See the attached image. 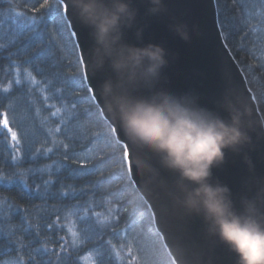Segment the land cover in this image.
Returning a JSON list of instances; mask_svg holds the SVG:
<instances>
[{
    "label": "trees",
    "instance_id": "1",
    "mask_svg": "<svg viewBox=\"0 0 264 264\" xmlns=\"http://www.w3.org/2000/svg\"><path fill=\"white\" fill-rule=\"evenodd\" d=\"M41 3L0 0V113L20 139L14 162L0 125V174L28 172L31 188L0 187V264H171L145 201L119 179L113 161L122 145L114 157L96 138L98 123L105 132L109 124L87 84L77 92L65 82L83 72L79 52L70 55L56 25L41 22L45 10L33 11ZM217 9L264 119V8L257 0H219Z\"/></svg>",
    "mask_w": 264,
    "mask_h": 264
},
{
    "label": "clouds",
    "instance_id": "2",
    "mask_svg": "<svg viewBox=\"0 0 264 264\" xmlns=\"http://www.w3.org/2000/svg\"><path fill=\"white\" fill-rule=\"evenodd\" d=\"M68 3L79 23L90 30V70L94 75L106 68L111 73L99 92L106 112L135 149L133 163L146 192L159 191L172 211L200 217L206 234L226 245L236 264H264V184L254 197L241 198L237 210L230 188L213 180V169L224 164L226 152L240 154L253 143L250 133L256 126L247 106L222 99L219 108L228 114L225 119L201 107L192 95L157 89L169 53L159 44L137 46L144 27L138 26L133 0ZM144 3L147 17L167 11L165 0ZM131 30L137 44L125 39ZM169 30L184 43L190 41L187 25L172 23ZM141 90L149 94L141 95ZM258 134L264 135V122ZM244 163L251 171L247 156ZM162 170L175 177L173 183L161 178Z\"/></svg>",
    "mask_w": 264,
    "mask_h": 264
},
{
    "label": "water",
    "instance_id": "3",
    "mask_svg": "<svg viewBox=\"0 0 264 264\" xmlns=\"http://www.w3.org/2000/svg\"><path fill=\"white\" fill-rule=\"evenodd\" d=\"M134 7L139 11L138 26L144 27L143 40L137 44L134 30L125 33L128 43L143 46L149 43L162 45L169 53V64L163 70L161 79L156 85L174 95H192L201 107L219 112L227 119L228 114L219 108L222 99H231L247 106L251 112V120L256 131L250 133L252 145L240 154L226 152L225 162L213 169V180L227 185L237 210H240L241 198H252L258 187L264 184V135H259V125L264 122L258 103L250 89L246 76L229 49L224 36L214 26L216 4L209 0H165L166 13L159 17L145 16L147 5L144 0H133ZM172 23L187 25L190 41L184 43L178 36L169 30ZM89 29L81 25L80 37L87 51V63L82 65L83 72L89 77L92 86V98L104 112L103 118L118 128L115 137L120 139L121 145L129 143L123 131L115 124L112 117L104 108V100L100 95L99 87L104 79L111 75L106 68L104 72L95 75L89 67L92 40ZM79 55L82 54L78 49ZM87 84V82H86ZM88 86V85H87ZM141 95H148L147 90H141ZM133 158L135 149L131 146ZM247 156L253 165L250 171L244 163ZM152 163L156 165L155 159ZM158 166V165H157ZM170 183L175 177L168 173ZM162 178V177H161ZM139 185L136 190L156 210V220L153 221L156 231L161 236L163 244L177 264H236L235 255L218 239L210 237L205 232V225L200 217H187L179 212L172 211L168 201L159 191L148 194L142 178L137 174ZM139 188V190H138ZM167 209V210H166ZM167 245V246H166Z\"/></svg>",
    "mask_w": 264,
    "mask_h": 264
},
{
    "label": "snow or ice",
    "instance_id": "4",
    "mask_svg": "<svg viewBox=\"0 0 264 264\" xmlns=\"http://www.w3.org/2000/svg\"><path fill=\"white\" fill-rule=\"evenodd\" d=\"M234 2H238V0H234ZM210 4L219 5V0H209ZM258 6L264 8V0H257ZM246 4H241V7H245ZM40 9L45 10L44 16L40 18L41 22H47L45 17L51 20L56 25L57 33L60 36V39L63 41L64 48L68 51L70 55H74L76 49H80L82 54L76 57V64L77 65H85L88 61L85 58V53L88 50L85 49L81 37H80V27L81 24L76 19L73 9L68 3V0H55V2L50 3V0H43V3L39 5V8H33V11H39ZM19 15V14H18ZM37 21L33 19L31 23H25L24 27L31 28L33 27ZM227 21L224 18L223 12L218 11L216 13V17L214 20V26L217 27L220 32V35H223L224 31L226 30ZM247 39V36L245 37ZM75 41V43H74ZM261 69H264V65H261ZM79 76V79L76 77ZM19 83V81H16ZM65 82L73 91H81L86 87L87 82V91L91 92L94 88L91 84V81L85 72L76 73L72 78L65 77ZM7 91V89H5ZM248 91H252V89H248ZM96 97H93L95 99ZM252 99H257V97H252ZM85 102V98H80L76 101H72V106L75 107L77 104H82ZM58 111V110H57ZM90 114V113H88ZM3 116V119L0 120V125H2V129L7 130V134L10 135L11 140V148L16 153L12 155V160L15 162L18 159V155L20 152V148L18 145L20 144V139H18L17 132L13 130V128L9 124V120L7 118V113H0ZM55 115V113H53ZM100 116H104V112L101 111L99 113ZM98 127L101 128V131L97 132L96 138L98 141L104 143L106 148L113 150V156L115 157V146L120 145V139H114V137L118 134V128L109 124L107 126V131L105 132L104 126L102 122H99ZM59 129H57L58 131ZM4 134L0 132V138H3ZM48 151L50 152L51 149L49 148ZM67 159V157H65ZM114 164L118 169L119 179L122 182H126L128 186L139 185V181L136 179L137 171L136 167L133 163V154L131 151V145L125 143L120 148V155L114 159ZM81 168H84V164L81 163ZM96 169L89 170V173L95 171ZM38 171H43L38 170ZM31 172V170H29ZM28 172H22L20 174H13L11 176H7L4 174H0V187H21L28 191L31 194V188L28 185ZM34 176V173H33ZM161 177L167 183H170V177L167 172L161 171ZM50 183V181H44L45 188ZM139 190V188H138ZM37 194H39V186H37ZM166 199V198H165ZM147 203V201H146ZM148 210L151 212V221L156 220V210L152 204H148ZM73 235L76 233L73 232ZM167 246V245H166ZM171 264H177V261L173 259Z\"/></svg>",
    "mask_w": 264,
    "mask_h": 264
}]
</instances>
